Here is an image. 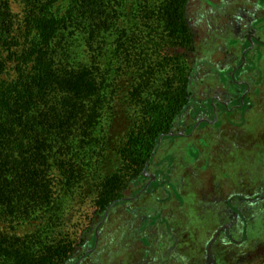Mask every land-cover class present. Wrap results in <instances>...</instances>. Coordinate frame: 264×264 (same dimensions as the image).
<instances>
[{"label": "trees", "instance_id": "trees-1", "mask_svg": "<svg viewBox=\"0 0 264 264\" xmlns=\"http://www.w3.org/2000/svg\"><path fill=\"white\" fill-rule=\"evenodd\" d=\"M19 1L18 29L11 0H0V215L57 213L56 173L87 157L96 132V206L106 214L146 185L161 138L190 103L188 56L166 51L194 50L188 0H138L130 30L120 24L128 0ZM52 228L0 234V264H68L73 246L51 241Z\"/></svg>", "mask_w": 264, "mask_h": 264}, {"label": "rangeland", "instance_id": "rangeland-1", "mask_svg": "<svg viewBox=\"0 0 264 264\" xmlns=\"http://www.w3.org/2000/svg\"><path fill=\"white\" fill-rule=\"evenodd\" d=\"M137 2L122 10L123 28L135 27ZM11 6L19 29L24 4ZM186 16L194 50L166 51L188 56L191 100L160 141L146 185L99 213L96 132L87 157L68 176L66 166L56 173L60 210L0 215V234L33 236L53 225L50 240L73 246L68 264L264 262V0H188Z\"/></svg>", "mask_w": 264, "mask_h": 264}, {"label": "flooded vegetation", "instance_id": "flooded-vegetation-1", "mask_svg": "<svg viewBox=\"0 0 264 264\" xmlns=\"http://www.w3.org/2000/svg\"><path fill=\"white\" fill-rule=\"evenodd\" d=\"M212 106H214V102H211ZM231 110V109H230Z\"/></svg>", "mask_w": 264, "mask_h": 264}, {"label": "water", "instance_id": "water-1", "mask_svg": "<svg viewBox=\"0 0 264 264\" xmlns=\"http://www.w3.org/2000/svg\"><path fill=\"white\" fill-rule=\"evenodd\" d=\"M161 140H162V138H161ZM113 204V203H112Z\"/></svg>", "mask_w": 264, "mask_h": 264}]
</instances>
